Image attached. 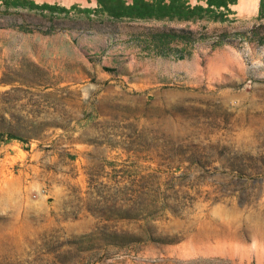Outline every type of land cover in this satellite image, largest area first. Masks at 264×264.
<instances>
[{
    "label": "rangeland",
    "instance_id": "rangeland-1",
    "mask_svg": "<svg viewBox=\"0 0 264 264\" xmlns=\"http://www.w3.org/2000/svg\"><path fill=\"white\" fill-rule=\"evenodd\" d=\"M259 7L0 27V264H264V43L215 46L264 23ZM163 25L208 40L177 58L130 38Z\"/></svg>",
    "mask_w": 264,
    "mask_h": 264
},
{
    "label": "trees",
    "instance_id": "trees-1",
    "mask_svg": "<svg viewBox=\"0 0 264 264\" xmlns=\"http://www.w3.org/2000/svg\"><path fill=\"white\" fill-rule=\"evenodd\" d=\"M4 8L0 10V27H11L21 32L29 33L38 31L43 34H52L58 29L69 30L68 26L61 25L66 22L61 16H69L71 11L76 13L86 12L89 17L92 13L107 14L112 22L128 18L137 19H174L179 21H197L208 19L219 22L230 21L229 15L234 13L231 5L238 0H205L206 4H190L187 0H170L167 3L155 5L149 0H99L96 8L81 7L73 4L71 7L58 3L42 2L35 0H0ZM259 18H264V0H260ZM74 21V19H70ZM90 22L91 20L88 19ZM75 27V26H72ZM131 40L135 41L144 50L158 55L175 56L177 58L189 57L193 54L196 43L208 40L207 32H200L190 27L158 26L148 27L144 31H130ZM224 29L218 33L216 45H222L241 37L249 42L264 43V23L255 26L252 30H242L233 35Z\"/></svg>",
    "mask_w": 264,
    "mask_h": 264
},
{
    "label": "bare ground",
    "instance_id": "bare-ground-1",
    "mask_svg": "<svg viewBox=\"0 0 264 264\" xmlns=\"http://www.w3.org/2000/svg\"><path fill=\"white\" fill-rule=\"evenodd\" d=\"M257 3V0H253V4L255 5Z\"/></svg>",
    "mask_w": 264,
    "mask_h": 264
}]
</instances>
